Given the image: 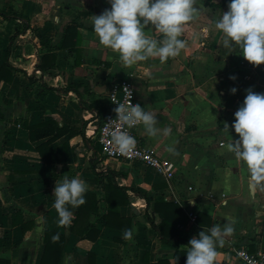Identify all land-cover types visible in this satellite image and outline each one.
<instances>
[{"label": "crops", "instance_id": "obj_1", "mask_svg": "<svg viewBox=\"0 0 264 264\" xmlns=\"http://www.w3.org/2000/svg\"><path fill=\"white\" fill-rule=\"evenodd\" d=\"M109 7L108 0H0V11L23 17L0 15V68L10 47L7 62L12 77L10 82L0 81V258L10 264H39L43 233L51 231L65 237L58 264H83L88 252L95 254V264L161 260L174 264L176 247L160 242L148 224L145 201L135 192L127 191L129 204L119 208L120 217L132 219L131 239L122 230L104 226L106 181L94 172L108 170L122 174L116 178L119 186L178 203L188 217L181 228L186 238L214 224H231L233 231L217 245L216 264H238L234 250L239 247L264 250L259 236L248 242L261 228L252 223L264 221V190H249L248 169L228 151L230 137L225 129L227 122L230 134L237 135L231 129L233 113L247 89L264 92V63L253 66L239 49L231 56L222 57L220 51L214 54L216 43L212 45L207 38L212 33L205 23L209 22L206 11L211 9L195 6L198 15L182 34L186 46L179 55L163 62L149 57L125 65L115 50L99 43L92 29V15ZM226 10L227 6H221L215 14ZM73 21L80 24L79 37L67 39L69 46L74 43L73 49H57L63 30ZM146 27L147 33L156 35L151 25ZM16 31L19 34L10 42ZM218 35H222L220 30ZM46 43L53 48L48 50ZM46 53L54 58H46L49 68L41 73L36 66ZM239 69L246 73L229 81L228 76ZM124 79L133 83L138 102L157 118L155 135L140 125L133 136L174 162L170 181L141 164L101 156L97 136L105 117L103 108L108 111L107 90ZM69 85L70 90L64 91ZM103 86L106 89L101 93L95 91ZM232 87L235 93L230 92ZM48 122L56 123L62 135L36 139L33 127ZM40 150L45 161L52 163L43 161ZM94 159L99 160L95 171ZM63 175L82 178L87 191L96 194L99 218L95 227L100 235L94 242L71 233L75 208L70 225L57 223L52 190ZM198 214L201 223L195 221ZM22 223L28 226L25 231ZM186 248L177 247L183 252Z\"/></svg>", "mask_w": 264, "mask_h": 264}, {"label": "clouds", "instance_id": "obj_2", "mask_svg": "<svg viewBox=\"0 0 264 264\" xmlns=\"http://www.w3.org/2000/svg\"><path fill=\"white\" fill-rule=\"evenodd\" d=\"M110 7L92 15V29L101 45L115 50L120 60L128 66L149 57L165 61L180 54L186 42L182 34L198 15L196 0H108ZM151 25L156 35L145 31ZM215 27L223 33V47L228 53L239 49V54L255 65L264 63V0H228L227 10L214 20ZM234 78V77H230ZM232 87L230 92L235 93ZM118 103L114 108L120 128L111 132V138L120 153L133 150L136 139L125 126L143 125L149 135L158 132L157 118L139 103ZM227 149L249 172L248 187L251 192L264 190V92L246 90L243 101L233 113ZM86 181L72 175L55 180L52 190L53 207L59 225H70L72 208L85 202ZM71 206V207H69ZM233 231L231 224H214L200 230L187 242L185 264H216L217 245L224 243V234ZM133 229H125L124 237L131 239ZM59 239L56 234L52 237Z\"/></svg>", "mask_w": 264, "mask_h": 264}, {"label": "trees", "instance_id": "obj_3", "mask_svg": "<svg viewBox=\"0 0 264 264\" xmlns=\"http://www.w3.org/2000/svg\"><path fill=\"white\" fill-rule=\"evenodd\" d=\"M220 5L227 6L228 0H220ZM0 15H3L7 18H15L18 17L23 19L20 14L16 12L6 13L5 11H0ZM83 16L85 13L82 14ZM80 27L77 21L70 22L62 33V39L59 44H57V49L69 48L73 49L74 43L69 46L67 43V39L69 38H78L79 31L77 30ZM16 33L11 37L10 42H12L16 35ZM47 49H52V45L49 43L44 44ZM9 48L6 50L5 54V63L0 68V81L10 82L11 75L9 74L10 66L7 62V57L9 54ZM54 58L53 54L46 53L41 62L36 66L41 73H45L49 68L46 65V58ZM50 66H54L50 64ZM72 85L67 86L64 91H69ZM106 115V110L103 108V117ZM103 120V119H102ZM33 131L35 133L36 139H41L43 137L52 136L58 137L62 135V130L57 127L56 123L48 122L45 124H39L33 127ZM100 150V149H99ZM40 156L45 163H52L45 161V156L42 154L40 150ZM99 160L94 159L93 165H91L93 171H95V163H98ZM96 176L99 177V180H105L104 188H105V199L106 202V210L102 215V221L104 226L107 228L122 230L131 228V218H123L119 215V208L123 206H127L129 204L127 191L135 192L137 196L142 198L145 201V215L148 221L149 226L153 231L156 232L160 242L164 245H172L176 247V251L174 253V264H185L186 255L185 252L179 251L177 247L180 244L187 245V242L190 238H186L183 236L181 228L186 225L188 222V217L183 211L182 207L176 202H168L163 198H152L148 197L146 194L140 193L135 190H130L127 187L119 186L117 184L116 178L122 176V174H118L111 170L106 172H94ZM85 202L77 207H75V218L73 224L71 226V233L76 234L81 239H86L91 242H94L98 239L100 235V231L96 229L95 223L98 220L99 209H98V201L96 199V194L90 191H86ZM204 217V216H203ZM202 216L198 214L195 218V221L200 219ZM209 223V219L206 218ZM27 224H21L22 231H25L28 226ZM57 233L51 231H44L42 244L43 251L40 257L39 264H58V261L61 257L62 250L65 243V237L62 234L59 235V239L54 240L52 237ZM188 246V245H187ZM262 248L264 249V240L262 242ZM95 254L92 252H88L85 256L83 264H95ZM0 264H10V262L6 259L0 258ZM155 264H168L167 261L161 260ZM225 264V263H223Z\"/></svg>", "mask_w": 264, "mask_h": 264}, {"label": "built area", "instance_id": "obj_4", "mask_svg": "<svg viewBox=\"0 0 264 264\" xmlns=\"http://www.w3.org/2000/svg\"><path fill=\"white\" fill-rule=\"evenodd\" d=\"M129 91L131 93V102L139 103L135 95L134 85L128 79L112 83L107 90L108 111L99 127L97 136V141L101 146V156L109 160H121L127 163L141 164L154 172L161 174L166 180L170 181L174 177L176 167L174 162L159 156L155 149L148 145H141L137 141L132 151L128 153H120L112 141L111 132L121 126L114 112V108L118 103L127 104L129 102ZM138 126H140V124L132 127L125 126V130L133 135V130ZM220 145H223V143ZM189 190H191V188H189ZM189 217L191 220L194 219V216L191 213L189 214ZM234 258L238 264H264V250L260 249L255 252H250L244 247H239L234 250Z\"/></svg>", "mask_w": 264, "mask_h": 264}, {"label": "rangeland", "instance_id": "obj_5", "mask_svg": "<svg viewBox=\"0 0 264 264\" xmlns=\"http://www.w3.org/2000/svg\"><path fill=\"white\" fill-rule=\"evenodd\" d=\"M194 6H208L209 7V9H211L210 11L208 10V11H206V16H205V19L206 20H209V22H205L207 25H210V28H209V30H210V32L212 33L210 36H208L207 38L212 42V45H215V43H216V46H215V48H214V54H216L218 51H220V52H222V57H224V56H231L230 54L231 53H228V49H226V48H224L223 47V44L222 45H219V43L221 42L222 43V35H223V33H222V35H218V32H219V30L215 27V25H214V20H215V18L220 14V12H218L217 14H215L216 12H215V10L216 9H218V8H220L221 7V5H220V0H196V3H195V5ZM215 17V18H214ZM214 19V20H213ZM213 21V22H212ZM197 25L198 26H200V23H197ZM214 41V42H213ZM214 47V46H213ZM233 50H235L234 51V53L235 54H237L238 53V51L236 50V49H232V51ZM216 52V53H215ZM218 55V54H217ZM239 60V62L238 63H240L241 62V60H240V58L238 57V56H235L234 57V60ZM234 64V63H233ZM236 67H239L238 65L236 66ZM246 67V65H243V68H245ZM246 70H241V69H239V70H237V72L235 71V72H233L232 74H230L229 76H228V80L229 81H232L233 79H235L236 77V75L237 74H239V75H241V74H244V73H246L245 72ZM230 77H234V78H230ZM243 83H241V85H242ZM246 92V91H245ZM242 102V101H241ZM253 225H259L261 228L259 229V232H257V233H254V234H251L250 236V238L248 239V242H252V241H255L256 240V237H258L259 236V242H263V240H264V221L261 219V221H256V222H253L252 223V226ZM255 230V229H254ZM253 230V231H254ZM252 231V230H251ZM237 242H239V241H237Z\"/></svg>", "mask_w": 264, "mask_h": 264}, {"label": "water", "instance_id": "obj_6", "mask_svg": "<svg viewBox=\"0 0 264 264\" xmlns=\"http://www.w3.org/2000/svg\"><path fill=\"white\" fill-rule=\"evenodd\" d=\"M106 89V86H103L102 88L101 87H97V88H95V91L97 92V93H101L102 91H104Z\"/></svg>", "mask_w": 264, "mask_h": 264}]
</instances>
